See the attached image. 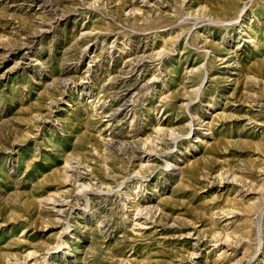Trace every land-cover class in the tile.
Masks as SVG:
<instances>
[{
	"label": "rangeland",
	"instance_id": "1",
	"mask_svg": "<svg viewBox=\"0 0 264 264\" xmlns=\"http://www.w3.org/2000/svg\"><path fill=\"white\" fill-rule=\"evenodd\" d=\"M0 264H264V0H0Z\"/></svg>",
	"mask_w": 264,
	"mask_h": 264
},
{
	"label": "bare ground",
	"instance_id": "2",
	"mask_svg": "<svg viewBox=\"0 0 264 264\" xmlns=\"http://www.w3.org/2000/svg\"><path fill=\"white\" fill-rule=\"evenodd\" d=\"M153 79H155V78H153ZM76 192V191H75ZM55 202V201H54ZM63 203H62V201L61 202H55V203H52V205L53 206H58L59 208H60V205H62ZM56 210V209H55ZM58 211H61V210H59L58 209ZM57 212V211H56ZM139 228V227H138ZM30 254V253H29ZM26 257H27V255H26ZM30 257V256H29ZM26 259H28V258H26Z\"/></svg>",
	"mask_w": 264,
	"mask_h": 264
}]
</instances>
